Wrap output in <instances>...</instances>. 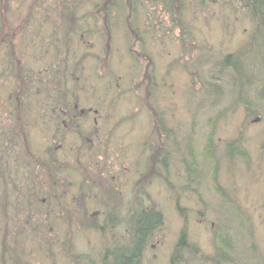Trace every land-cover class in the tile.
Returning a JSON list of instances; mask_svg holds the SVG:
<instances>
[{"label": "rangeland", "instance_id": "374dc122", "mask_svg": "<svg viewBox=\"0 0 264 264\" xmlns=\"http://www.w3.org/2000/svg\"><path fill=\"white\" fill-rule=\"evenodd\" d=\"M235 1L205 0L191 4L190 11L184 10L185 23L181 30H174L168 18L161 14V23L156 18L155 33L154 26L143 15L142 26L148 30L141 40L134 36V31H140L138 25L133 23L134 31L130 33L126 29L129 25L122 23L129 19L125 6L111 10L108 23L111 24L112 37L104 38L102 45L89 35H69L73 37V42L66 54L69 57L67 62L75 68L68 70L71 80L86 74L89 76L88 87L91 86L97 93L105 92L104 86L108 82L104 80L106 77L102 79L93 72L95 65L94 68L97 66L101 75L104 72L113 73L119 76L120 81L127 82L118 85L127 99L117 102L115 113L110 108L111 99L107 102L106 113L109 116L105 118V123L119 120L114 135L108 134L105 129L99 130L98 116H95L97 120L91 116L83 120L86 123L83 127L87 131L85 134H90V138L99 135L103 140L104 156L98 167H101L100 172L113 180L109 185L110 180L101 176L88 183L100 186L99 189L111 190V198L94 192L84 197L76 192L72 213L77 217L80 213L78 210L83 212L85 208L89 215L93 210H98L94 206H99L102 201L104 205H113L112 208L116 210L138 205L147 211L161 210L163 222L150 235L140 264H169L174 244L183 228L187 241L206 257L197 259L198 264H212L211 258L215 254L213 235L219 233L229 235L232 244L228 253L230 262L223 264H264V52L254 46V26ZM97 2L99 4L95 5ZM102 3L99 0H0V49L8 48L4 44L18 47V55L27 57L33 81L39 69L43 71L42 76H47L49 68L43 63L46 62L48 49L41 52L40 63L35 57L39 58L37 44L42 40L33 31L42 5L52 7V14H56L50 19L53 24L59 21L63 12H67L78 17V22L82 17H93L90 20L93 25L89 27L97 30L103 29L105 23V5ZM136 9L150 13V21L152 11H160L149 3ZM55 25L52 26L53 31L61 34ZM29 35L30 43L27 42ZM49 39L53 40L52 37ZM110 40L114 42L109 46ZM58 41V44L63 42L61 38ZM257 42L262 43L259 39ZM105 44L107 55L110 48L113 51L109 69L106 67L109 57H106V49H100ZM125 46L132 49L129 57L124 52ZM141 51L145 54H141ZM64 52L53 51L54 58L65 57ZM229 53L244 55L247 59L250 57L246 61L250 73L243 79L235 78L231 69L223 68L218 63ZM79 57L84 58L82 62L77 60ZM20 65H17V72ZM64 67L67 68L65 63ZM83 68L84 74L81 73ZM154 74L156 91L159 92L158 99L153 94L157 111L168 110V125L174 129L176 136V148L167 170H163L159 164L160 154L156 147L163 144L161 137L157 138V128L154 131L156 114L152 111V96H146L145 90L148 84L146 78ZM18 85L16 91L19 92ZM79 88L83 89L82 84H79ZM137 88L138 96L132 95L130 99V94ZM8 89L14 94L12 85ZM105 93L104 97L109 96L108 92ZM93 96H97L95 91ZM93 108L101 112L97 106ZM76 113L80 123L82 113L86 111L78 110ZM68 130L69 127H66ZM210 132L217 166L210 160L206 148ZM68 137L79 143L75 136ZM39 138L37 134V146L41 143ZM231 142L242 149L246 156L228 155ZM47 145L46 142L44 147L48 148ZM38 148L41 150L42 146ZM83 201L89 206H83ZM116 221L118 226H123V220L118 218ZM87 222L67 234L74 240L73 255L77 251L96 256L105 244H111L108 234L97 232L89 225L92 221ZM42 229L44 231L43 226ZM45 234L46 238L52 237V232L46 231ZM50 237L49 240L53 239ZM45 248L42 244V251H33L32 264H63V260L69 259L64 244L63 247H54L57 253L52 258L50 256L53 260L44 256L47 252Z\"/></svg>", "mask_w": 264, "mask_h": 264}, {"label": "trees", "instance_id": "16d2710c", "mask_svg": "<svg viewBox=\"0 0 264 264\" xmlns=\"http://www.w3.org/2000/svg\"><path fill=\"white\" fill-rule=\"evenodd\" d=\"M99 1L105 5V23L103 29L99 28L97 30L90 29L93 25L90 20H93V17H87V19L82 17L79 23L78 17L75 18V15L67 12L60 15L62 17L59 18V23L56 22L55 25L50 21L53 16H56V14H52V7L48 4L42 5V12H38L39 20L34 21L33 31L34 33L37 32L42 40L40 44H37L39 45L37 46L40 52L39 58L35 57L40 63L43 51L46 48L48 49L46 62L43 63L49 68L47 76H42L43 71L39 69L37 71L38 76L34 81H31L30 85L28 82L23 84V88L22 84L18 85L19 88L21 85L22 89L21 93L16 91V99H14L13 93L10 92L11 90L8 89L11 85L9 82L3 84V88H0V109H3L0 111V264H32L33 251L37 253L42 251L43 249L40 250L42 244L43 247H46L47 252L44 253V256H48L47 259H50V256L51 258L53 255L56 256L57 252L54 247L57 245L63 247L64 244L69 259L63 260L65 262L63 264H140L150 235L163 222L161 210L150 209V211H147L139 205L131 208L126 206V208L122 207L116 210L112 208L113 205H104L103 201L99 202V206L98 204L95 205L94 207H97L98 210L92 209L93 211L89 215L83 207H81L83 212L78 210L80 213L77 214V217L72 213L73 208L71 206L73 198L77 195L76 192L84 197L94 192L96 195H106L111 198V190L99 189L100 186L92 185L96 177L106 176L108 178V176L106 173L100 172L101 167H98L104 156L102 155L103 140L99 135L90 138V134H85L87 131L83 127L86 123L84 124L83 120L89 116L97 120L95 116H98L100 120H98L99 130L105 129L106 132H109L108 134L112 133L114 135L119 120L114 121V119L110 124L105 123V118L109 116L106 113L107 102L111 99L110 108L115 113L117 102L122 101L123 98L127 99L124 90L119 89L118 85L122 83L124 85L127 82L120 81L119 76L113 73L104 72L101 75L98 71L99 68L97 66L94 68V65L93 72L97 77L102 79L106 77L104 80L108 82L105 83L104 91L108 92L109 96L104 97L107 93L102 91L97 93L91 86L88 87L87 78L89 76L84 74V68L81 70L84 75H78L74 79H70L71 76H69L68 70L75 68L69 66L67 62L69 57L66 54L69 53L73 42V37L71 38L70 34L80 33V37L84 35L92 36L94 40L101 42V45L104 38L108 39L109 36L111 38V24L108 21H110L109 16H111V10L114 7L120 6L119 8H121L125 6L128 8L127 16L129 19L122 23L129 25V27L126 26V29L128 28L127 31L130 33L134 31L132 28L133 23L138 25L140 31H134V36L135 39L139 38L138 40H141L145 36V31L148 30L146 26H142L143 15H146L150 25L154 26L155 33L156 18L158 23H161L163 19L161 14L168 18L174 30H181L183 23H185L183 19L184 12L190 11L188 9L191 4H196L198 1L204 2L205 0ZM235 2L243 9V15L247 16L254 26L252 37L254 46L256 45L261 49V52H264V0H236ZM145 3L151 4L154 8L156 6L160 10L157 13L152 11L151 21L149 20L150 13L145 14V12L136 9L140 5L145 6ZM98 4V2L95 3V5ZM54 25L63 34L55 33L52 27ZM51 37L53 40L49 39ZM30 38L29 35L28 43H30ZM54 38L56 41H54ZM60 38L63 40L62 44H58ZM258 39L262 43L257 42ZM113 42V40H110L109 46ZM129 45L132 46L131 43ZM106 47L107 44L100 49H106ZM124 48L126 49L124 52H127L129 57L132 49L126 46ZM58 50L66 51L63 53L65 57L56 56L54 58L53 51ZM120 52L122 53V50ZM105 54L107 55V49ZM141 54H145V52L141 51ZM112 55L113 51L110 48L106 56H109L107 59L108 66H106L108 69L111 66L109 62L113 58ZM83 59L79 57L77 60L82 62ZM73 60L74 58H72ZM248 60H250V57L247 59L244 55L229 53L224 55L218 63L223 68L231 69L235 78L243 79L247 73H250L249 64H246ZM60 63L63 64L62 67H60ZM64 63L67 65L66 69ZM20 66H22L21 69L24 67V65ZM26 69L28 71V68ZM146 79L148 83L145 89L147 90L146 96H152V111L156 114L154 131L156 132L157 128L159 134L157 138L161 137L160 140L163 144L156 147L158 154H160L159 164L163 170H167V165L176 148V136L174 129L168 125V110L157 111V102L155 103L153 98L154 94L158 99L157 95L159 93L156 91L155 74L148 75ZM79 84H82L83 89L79 88ZM262 88V98H264V82ZM94 91L96 97L93 96ZM9 92L12 94H10L11 101L15 103L16 120L14 126L9 123L12 118V111L9 110V101L7 100ZM138 93V88L133 90L130 99L138 96ZM95 106L100 108L101 112H99V109H94ZM78 110L80 112L86 111L85 114L80 115L82 117L80 123L77 121L79 120L76 113ZM94 110L97 111L94 112ZM128 115L127 118L129 119L130 115ZM62 123H64V126H62ZM80 124L83 126H80ZM66 127H69L68 132ZM37 134L41 137V139L39 138L41 143L38 145L39 147L42 146L41 150L36 143ZM68 136H75L78 138L79 143L71 141ZM44 141L49 144L47 145L48 148L44 147ZM75 141L77 142V140ZM231 143L228 145V155L246 156L242 149L233 145L234 142ZM206 144L209 158L217 166L211 132L208 133ZM189 149L190 156H192L191 146H189ZM11 160L13 163L9 164ZM108 179L110 180L109 185L112 184L113 180ZM90 181L92 183H88ZM82 204L83 206L88 205L84 201ZM99 209H101L100 212ZM118 218L121 221L123 220V226L117 225L116 219ZM87 220L92 221L89 225L94 230L102 234H108L110 237L108 242L111 244H105L106 246L104 245L102 251H99L96 256H92L93 254L90 252L77 251H74L73 255L74 240L67 234L72 229L76 230L84 224H88ZM46 231L47 233L52 232V237H49L53 238L54 241L53 239L49 240V237H44ZM45 240H47V243H45ZM213 242L215 254L211 258L212 264L229 263L228 253L232 246L229 235L214 234ZM185 251L187 252L186 255ZM201 258L206 259L194 245L187 241L186 230L183 228L174 244L169 264H198L196 260H202Z\"/></svg>", "mask_w": 264, "mask_h": 264}, {"label": "flooded vegetation", "instance_id": "af4514ba", "mask_svg": "<svg viewBox=\"0 0 264 264\" xmlns=\"http://www.w3.org/2000/svg\"><path fill=\"white\" fill-rule=\"evenodd\" d=\"M28 21V19H27ZM1 29V28H0ZM29 45V44H28ZM3 46H6L8 48H2L0 49V88L2 87L3 84L7 83V81H10L12 87L14 88V99H16V89L18 84H23L29 83L31 84L32 81V76L31 72L26 68H28L29 65H27V57L23 55H18L16 52V47L15 45H7L4 44ZM31 46V45H30ZM27 47V45H26ZM19 49V48H18ZM25 58V59H24ZM24 59V60H23ZM24 65V68L21 69L20 71L17 72V65L20 64ZM24 63V64H23ZM23 72V73H22ZM20 82V83H19ZM27 86V85H26ZM21 85H20V91H21ZM11 93L8 94V101H9V110L12 111V118L10 119L9 123L10 125L12 124L14 126L16 116H15V110H14V105L15 103L11 101ZM11 106V107H10ZM3 109H0L2 111ZM97 110H94L96 112ZM11 125V126H12Z\"/></svg>", "mask_w": 264, "mask_h": 264}]
</instances>
